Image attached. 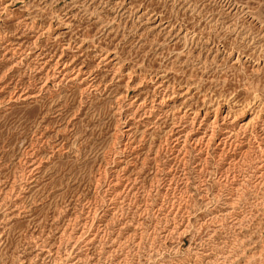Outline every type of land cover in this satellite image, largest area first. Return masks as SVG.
I'll list each match as a JSON object with an SVG mask.
<instances>
[{"label":"rangeland","instance_id":"obj_1","mask_svg":"<svg viewBox=\"0 0 264 264\" xmlns=\"http://www.w3.org/2000/svg\"><path fill=\"white\" fill-rule=\"evenodd\" d=\"M0 264H264V0H0Z\"/></svg>","mask_w":264,"mask_h":264}]
</instances>
